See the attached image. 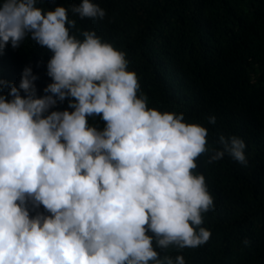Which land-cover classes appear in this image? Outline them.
I'll return each mask as SVG.
<instances>
[{"label":"clouds","instance_id":"1","mask_svg":"<svg viewBox=\"0 0 264 264\" xmlns=\"http://www.w3.org/2000/svg\"><path fill=\"white\" fill-rule=\"evenodd\" d=\"M36 5L0 3V50L30 38L53 54L43 96L31 67L19 86L0 80V264H186L156 249L210 239L201 225L214 200L197 161L246 167L244 141L222 134L209 147L204 126L149 108L125 52L95 30L77 38L65 7ZM71 12L106 15L91 0ZM65 100L71 111H50ZM97 116L102 129L88 122Z\"/></svg>","mask_w":264,"mask_h":264},{"label":"trees","instance_id":"2","mask_svg":"<svg viewBox=\"0 0 264 264\" xmlns=\"http://www.w3.org/2000/svg\"><path fill=\"white\" fill-rule=\"evenodd\" d=\"M81 2L37 0L36 6L45 12L65 7L76 20L71 32L77 38L95 30L125 52L149 108L184 113L186 123L204 126L209 147H219L222 134L246 145V167L227 155L212 165L207 155L197 161L195 171L205 176L214 200L201 225L210 231L209 241L197 248H157L160 256L182 255L186 264H264V0H91L105 10L102 20L74 15L71 7ZM52 55L30 38L18 48L9 44L0 50V80L19 86L31 67L37 96H43L52 83ZM8 92L6 86L0 94ZM65 109L71 111L67 100L50 111ZM88 122L104 127L98 116ZM38 211L48 214L43 206Z\"/></svg>","mask_w":264,"mask_h":264}]
</instances>
